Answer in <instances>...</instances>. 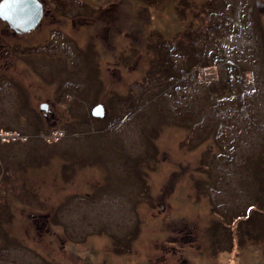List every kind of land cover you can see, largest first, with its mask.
<instances>
[{
  "label": "rangeland",
  "instance_id": "rangeland-1",
  "mask_svg": "<svg viewBox=\"0 0 264 264\" xmlns=\"http://www.w3.org/2000/svg\"><path fill=\"white\" fill-rule=\"evenodd\" d=\"M118 1L117 69L97 29L6 38L0 264H264V0Z\"/></svg>",
  "mask_w": 264,
  "mask_h": 264
},
{
  "label": "flooded vegetation",
  "instance_id": "flooded-vegetation-1",
  "mask_svg": "<svg viewBox=\"0 0 264 264\" xmlns=\"http://www.w3.org/2000/svg\"><path fill=\"white\" fill-rule=\"evenodd\" d=\"M1 1H0V3H1ZM39 1L43 5V18H42L40 25L44 21H46V22H49L51 24L50 27H54L51 29H44L42 31L44 33L50 34L49 37H51V38L48 39V42L53 41V43H55L56 40H53V39L54 38L56 39L57 36L74 37L77 35L80 36L82 33H87V32H88V34H86L84 36H88L90 34L89 32L91 29H97L96 32H98V31L100 32V34L98 33V38L104 47V51H105L106 55H107V53L110 54V57H108V58L112 57V58L116 59V60H114V61H116L114 64L116 69H117V67L119 68V66L120 67L123 66L124 57H123V53L120 52V47L123 45H122L121 40L117 39L120 37V35H121L120 33H122V31L120 30V28L118 26V21H119L118 13H110L109 12L110 10H112L114 8H116V11L118 12L117 7L120 5L118 0H117V2L110 3L109 6H107V7H105L103 5V3L105 1H102L99 4H97V2H96L94 6H91L92 4L90 5V3L86 2L85 0H80V1L78 0L77 3L75 2V0H60V1L59 0H39ZM76 4L80 5L81 9H83V10H86V9L89 10L90 11V15H88L89 17H87V16L82 17L80 15L82 10L80 13L76 14L75 16L72 15V17L71 16L66 17L68 14L67 15L64 14L63 11L68 10V12H69V10L75 9L74 7ZM96 5H99V6L96 7ZM93 12H94V15H93ZM99 16H102V18H100ZM69 20H70V22H69ZM99 20H101V21H99ZM61 23H64L63 26H65V27H58V25ZM85 31H87V32H85ZM32 33L33 32H31L29 34H19L15 30H13L11 28V26L0 17V62L3 58L7 59V61L4 60V65H8L10 68L11 63H10L9 58L11 57V51H12V53L16 51V45L14 46V44H13L12 49H11V47L8 44H6V38H8L10 35H13L12 38L13 37L18 38V40H21L20 41V43H21V42H23L24 38L28 39V37L31 36ZM21 37H23V38H21ZM117 40H118V42H117ZM29 46H31V45H29ZM39 46L40 45H37V48H39ZM32 47H34V46H32ZM28 49L29 48L27 46L24 49L21 46V51L23 52V54H25L26 50H28ZM99 57H100V55H99ZM104 63L105 62H102L101 65ZM0 66H3V65H0ZM44 106H46V111L48 112L47 117L50 114H53L54 109L55 110L57 109L56 105L53 103V101L49 100V99H47V102L40 104V109H41L40 111H42ZM98 106H102L104 109L103 105L98 104ZM98 106L94 107L92 110L94 111V109L97 108ZM93 111H92V113H93ZM104 112H105V109H104ZM43 115L46 116V113H44ZM62 222H64V221H63V218L61 216V213L60 212L58 213L56 210L54 212V225H55V227L58 228L60 226L65 225ZM43 224L45 225V223H43ZM59 234H60L59 232H56L55 236H56V241L59 244L58 246H60V249L62 250V248H65L66 239H64V238H66L68 236L66 234H63L64 236H61Z\"/></svg>",
  "mask_w": 264,
  "mask_h": 264
},
{
  "label": "water",
  "instance_id": "water-1",
  "mask_svg": "<svg viewBox=\"0 0 264 264\" xmlns=\"http://www.w3.org/2000/svg\"><path fill=\"white\" fill-rule=\"evenodd\" d=\"M0 17L19 34H29L38 28L43 18V5L39 0H2ZM47 111L46 106L42 109ZM104 109L98 106L93 111L96 118L104 117Z\"/></svg>",
  "mask_w": 264,
  "mask_h": 264
},
{
  "label": "built area",
  "instance_id": "built-area-1",
  "mask_svg": "<svg viewBox=\"0 0 264 264\" xmlns=\"http://www.w3.org/2000/svg\"><path fill=\"white\" fill-rule=\"evenodd\" d=\"M2 134L0 135V140L1 138H5V137H9L8 140H14L16 141L15 137H18V138H23V140H26L24 137H22L19 133H16V132H10V131H5V132H1ZM3 134L5 135V137H3ZM42 139H47V140H55L56 138L59 137L58 135V132H52L50 134H41L40 135ZM7 140V141H8Z\"/></svg>",
  "mask_w": 264,
  "mask_h": 264
},
{
  "label": "bare ground",
  "instance_id": "bare-ground-1",
  "mask_svg": "<svg viewBox=\"0 0 264 264\" xmlns=\"http://www.w3.org/2000/svg\"><path fill=\"white\" fill-rule=\"evenodd\" d=\"M242 38L244 39L245 38V35H243V37H241L240 39L242 40Z\"/></svg>",
  "mask_w": 264,
  "mask_h": 264
}]
</instances>
